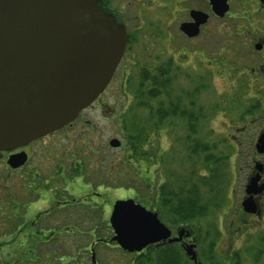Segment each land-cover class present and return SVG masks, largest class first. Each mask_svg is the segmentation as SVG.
<instances>
[{"label":"rangeland","instance_id":"rangeland-1","mask_svg":"<svg viewBox=\"0 0 264 264\" xmlns=\"http://www.w3.org/2000/svg\"><path fill=\"white\" fill-rule=\"evenodd\" d=\"M177 8L178 5L175 6V9ZM146 17L155 19L147 14ZM165 29L166 26L158 24V28H140L133 31L137 35L148 36L151 42L144 45L145 48L134 50V57L132 52L127 55L125 64L127 60L133 64L127 68L123 67L122 74L117 72L116 78L102 97L105 102V105H102L104 111H97L98 104H93L90 110L84 113L89 123L78 120L73 128L63 132L60 137L48 139L46 146L50 161L60 156L67 176L73 174V164L77 165V170L82 171V181L75 179L68 186L64 180L56 177L54 167L48 170V173L53 175L47 179V188L52 197L41 203L40 208L54 207L48 221L53 222V229L63 228V241L61 239L60 244L54 242V248L58 246L61 249V245L66 241H72L73 249L70 252L74 253L75 257L79 254L81 264H86L84 256H81L84 254L82 248L95 235L92 233L93 226L98 223L100 228L105 226L102 231L105 237L111 238L113 234L112 228H108V217L114 202L134 198L135 195L144 196L145 189H156L169 181L166 189L175 193L171 188L176 189L173 184L176 176L182 180L180 182H185L189 170L196 168L206 174V161L216 157L223 158V162L217 165L218 175L214 190L221 189L223 197L219 198L220 208L210 206L206 216L196 218L192 222L204 233L203 241L196 237L199 243L201 241L200 248L207 251L214 243L211 250L219 257H228L238 252L241 264H264V219L258 223L242 215L239 219L236 217L240 211L238 198L243 193L242 185L248 174L258 125H264V113H257L258 125L252 126L253 120L244 113L241 104H236L231 113L223 110L222 108L231 107L226 99L230 90L229 86L217 77V69L208 66L206 68L198 56L191 53L187 55V40L177 34L174 38H168ZM151 43L153 46H149ZM189 47L198 48L194 44H189ZM145 70L157 75L163 73L166 74V79L170 78L171 83L167 90L169 95L164 93L153 102V110L156 112L161 103H164L165 107L173 104L167 111L175 110L178 106L176 113L166 117L163 124H160L159 117L149 116L153 110L150 111L148 107L137 108L139 84ZM248 101L253 102V96L248 97ZM244 106L248 107L247 103ZM185 111L188 114H196L198 121L187 119ZM110 114L111 121L108 120ZM125 116L126 124L131 121L130 117L139 123H143L146 117L151 123L148 127L154 125V134L150 135L149 145L145 147L144 144L140 162L130 160L127 144L126 148L123 146L121 149L110 145L113 139H118L123 144L120 124ZM190 122L195 125L194 130L190 129ZM247 123L251 126L247 127ZM232 133L239 134L243 144L225 138L226 134ZM194 143L210 144L211 147L197 151L196 154L188 153L187 145L189 148ZM189 155H192L191 159L188 158ZM148 172L153 173L149 175ZM150 176L153 177L152 184L148 180ZM101 182L105 185L100 186ZM89 183H92V186H89ZM97 193L99 196H95ZM56 201H67L69 205L58 207ZM103 214L106 218L104 222L101 219ZM165 219L164 223H167ZM89 232L92 233L91 236H87ZM76 243L78 245H75ZM110 246L111 248H97L99 257L110 254L115 256L118 262L123 259L130 260L132 257L113 247L114 243ZM26 247L34 249L36 243L29 242ZM49 249L46 247V252H50Z\"/></svg>","mask_w":264,"mask_h":264},{"label":"flooded vegetation","instance_id":"flooded-vegetation-1","mask_svg":"<svg viewBox=\"0 0 264 264\" xmlns=\"http://www.w3.org/2000/svg\"><path fill=\"white\" fill-rule=\"evenodd\" d=\"M100 3L105 10L115 16L119 23L125 26L127 32L125 52L111 83L118 71L122 74L123 67L127 68L133 64L128 60L125 64L127 55L132 52V57H134V50L145 48L144 45L151 42L148 36L137 35L133 31L140 28H158V24H161L166 26L168 38H174L177 34L187 40V55L191 53V55L198 56L206 68L208 66L217 69V77L223 84L228 85L230 90L226 99L232 108H222L223 110L231 113L235 110L236 104H241L244 113H247L253 120L252 126L258 120L257 113L263 115L264 0H100ZM176 5H178L177 9H175ZM193 11H199L200 17L195 16ZM146 14L155 19L150 20ZM195 22H200L199 27L195 29L198 30V34L190 36L189 33L192 31H189L186 35L182 30V25ZM189 44L197 45L198 48L191 49ZM149 46H153V43ZM105 93L106 91L94 103L98 104L97 111H104L102 105H105V102L102 97ZM250 94H253V102L248 101V97H252ZM246 103L248 107L244 106ZM88 110L90 109L81 113L78 119L63 129L23 146L0 150V264H81L79 254L75 257V254L70 252L73 249L72 241L64 240L66 243L61 245V249L58 246L54 248L56 246L54 242L60 244L63 241L61 237L63 228L53 229V222L48 221L54 207L48 209L46 206L44 208L40 206L41 203L49 200L48 197H52L47 188V179L53 175L49 174L48 170L54 167L57 172L56 177L62 180H65L67 176L64 173L60 156L54 157V161L49 160L46 146L48 139L54 136L60 137L63 132L73 128L78 120L89 123L84 116ZM110 116L108 120L111 121L112 114ZM120 125L123 126V124ZM246 126L251 125L247 123ZM238 133L242 134L240 131ZM239 134H226L225 138L228 141L232 139L238 141V144H243ZM263 134L264 125H258L252 152L254 156L252 155L248 165V174L242 185V196L238 198L240 211L236 216L239 219L242 215L258 223L264 219V153H259L256 145ZM17 156H21L18 162ZM73 165L72 173L77 167ZM72 175L74 176V173ZM73 181L74 179L67 181L66 184L69 186ZM79 181L81 182L82 179L80 178ZM89 186H92V183H89ZM96 195L99 196V193ZM249 196H253L256 213H247L244 210L243 202ZM93 198L94 196L91 197ZM56 203L58 207L69 205L67 201H56ZM114 204L110 210L108 223ZM103 216L105 218L104 214ZM172 231L175 237L177 229H172ZM196 237L197 234L194 232L191 237H185L181 242L173 244L183 251L187 258L185 253L187 244H191L194 239L196 249L201 251V241L199 243ZM91 238L92 240L90 239L82 248L84 254L81 256H84L83 260L86 264L118 262L115 256L108 254L99 257L96 252L97 248H111L110 244L114 243L111 242L112 237L106 240L95 236ZM32 241L36 243V247L27 248L26 244ZM165 244L169 243L151 245L142 252L124 251V255L132 257L130 260L123 259L118 263L150 264L149 261L152 259L151 264H158L157 255L150 251L154 250L153 247ZM46 247L50 248V252H46ZM113 247L121 249L117 243H114ZM189 261L193 264H203L200 258L198 263L190 259Z\"/></svg>","mask_w":264,"mask_h":264},{"label":"water","instance_id":"water-1","mask_svg":"<svg viewBox=\"0 0 264 264\" xmlns=\"http://www.w3.org/2000/svg\"><path fill=\"white\" fill-rule=\"evenodd\" d=\"M199 23H184L182 30L197 35ZM126 42L125 26L100 0H0V150L73 123L107 89ZM110 145L118 148L121 142L113 139ZM256 147L264 153V134ZM243 207L256 213L253 196ZM110 225L111 241L129 253L179 243L194 233L180 227L173 237L159 213L135 199L116 201ZM185 253L198 263L195 239Z\"/></svg>","mask_w":264,"mask_h":264},{"label":"trees","instance_id":"trees-1","mask_svg":"<svg viewBox=\"0 0 264 264\" xmlns=\"http://www.w3.org/2000/svg\"><path fill=\"white\" fill-rule=\"evenodd\" d=\"M160 75L151 73L150 70H145L142 73L141 82L139 84V102L137 108L148 107L151 111L154 109L153 102H156L158 97H161L162 95H164V93H167L169 95V92L167 90L170 87V78L166 79V74L163 73ZM144 99H146V102H144ZM192 103L196 104L195 102ZM172 105L173 104H170V106L165 107L164 103H161L158 107V111L156 112L153 110L149 114V116L159 117L160 124H163V120L166 117H169L170 115L176 113V108L178 109V106H176L175 110L167 111V109L170 108ZM185 113H187V119H189L190 121H198V117L196 114H188L187 111H185ZM130 118L131 121L127 124L125 123L124 118L122 120V147L124 146L126 148L127 144L128 156L131 157L130 160H136L140 162V159L143 155L144 144L145 147L148 146L150 135L152 134L153 136L154 134V125L152 127H148V125L151 123L147 121L146 117L144 118L143 123L142 121H140V123L134 121L132 117ZM194 126L195 125L190 122V129L192 128L194 130ZM194 145L190 146L189 148L187 145L188 153L193 152L194 154H196L197 151L204 149L208 150L211 147L210 144H196L195 147ZM188 158L191 159L192 155H189ZM147 160L150 161V159ZM222 161L223 158H209L206 161L205 167L207 173L204 174L199 172V168L190 169L187 175L188 179H186L185 182H180L182 180L179 179L178 176H176L175 180H173L175 182L173 184L176 185V189L171 188L173 191H175V193H172L168 191V189H166V187L168 186L167 184H170L169 181L167 182V184L160 185L156 189H145L146 195L144 196L135 195L134 198H132L135 199L137 203L145 206L147 209L158 212L163 221L168 215V218L165 219V222H167L166 224L171 229L176 230L180 227L189 228L197 234L199 240L203 241L202 239L204 237V233H201V229L196 227L192 222L196 218L198 219L206 216L210 211V206H212V208L221 207V200L219 198L223 197V191H220L221 189L219 191L214 190V185L216 184V178L218 175V173L216 172L217 165H219V163H221ZM73 173L74 176L72 174L66 176V179L64 180L65 183L73 179H80L82 176V171H80V169L73 170ZM148 173L150 175L153 172ZM174 175L177 174L174 173ZM148 180L150 181L149 183H154L153 177H148ZM100 185L105 184L101 182ZM101 219L104 222V217H101ZM99 225L100 223L94 225L92 228V233L95 234L94 236L96 238H102L105 240L110 239L102 234V231L104 230L105 226L100 228ZM108 228H110V226H108ZM92 233H87V236H89V234L91 236ZM213 247L214 243L213 246L210 247V249H208L207 251H199L200 259L203 264H241L238 258V252L230 254L228 257L227 255L219 257V255L215 251L211 250V248ZM152 249L154 250L150 251V253H155L157 255L158 264H193L191 261H189L188 258H186L184 252L174 246V244L156 246ZM257 259L259 258L257 257ZM151 260L152 259H150L149 261L150 264L152 262Z\"/></svg>","mask_w":264,"mask_h":264}]
</instances>
